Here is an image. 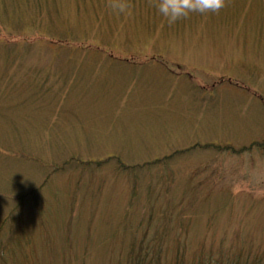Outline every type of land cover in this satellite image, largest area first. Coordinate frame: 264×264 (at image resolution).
<instances>
[{"label":"rangeland","instance_id":"rangeland-1","mask_svg":"<svg viewBox=\"0 0 264 264\" xmlns=\"http://www.w3.org/2000/svg\"><path fill=\"white\" fill-rule=\"evenodd\" d=\"M107 3L0 0V264H124L145 237L153 264L264 253V154L203 147L264 142V0L173 26L151 0ZM194 143L164 184L163 164L135 169L139 199L104 162Z\"/></svg>","mask_w":264,"mask_h":264},{"label":"trees","instance_id":"trees-1","mask_svg":"<svg viewBox=\"0 0 264 264\" xmlns=\"http://www.w3.org/2000/svg\"><path fill=\"white\" fill-rule=\"evenodd\" d=\"M28 8H30L28 6ZM32 8H34V6H32ZM35 10L39 11V8L37 5H35ZM46 85V84H45ZM202 143H194L191 144L187 147L189 148H185V149H177L176 151H172L169 154H166L165 156H163L160 159H153L150 160L151 162H146L143 163L141 165L135 164H128L123 162L122 159H119L118 157H110L108 159H105L104 162L106 163H111L112 161H116L115 163V170L118 171L119 173H122L123 175H129L130 176V181H132V195H134V197L136 199L140 198V194H139V190H140V186L139 183H137V178H134V171L136 168L138 167H143L145 166L146 168L148 166H150L151 168H155V166H166V170L167 173L163 176L162 178V183L164 184L165 180H168L170 177L174 176L177 171L176 169H174L173 165H171V163L169 164H164L166 161H172L174 159H176L179 156H183L186 155V153H188L192 148H197V147H202ZM204 148H210V147H214L218 152H227L228 154L232 155H240L244 152L250 153V154H254V152H258V154H264V142H260V143H253L250 146H246L243 147L241 149H237L234 148L228 144L225 145H215V144H207V145H203ZM202 147V148H203ZM110 161V162H109ZM74 162V166H72V168L74 170H79V168H85V170L82 171H87L86 169H92V170H96V171H101L102 169H104V167H106V165H101L99 162H95V161H78L77 159ZM161 162V163H159ZM52 166V164H51ZM64 166V170H69V167H71V165H69V163H67L66 165H61V167H56V164L53 165V167H56L57 169H60ZM161 166V167H162ZM76 167V168H75ZM150 169V168H148ZM80 171V172H82ZM152 172V171H151ZM150 176V171L149 174H147V177ZM103 180V179H102ZM101 180V181H102ZM153 184V181H150ZM151 183H148V186H143V187H156L155 186H151ZM170 183V182H169ZM170 185V184H169ZM159 186V185H158ZM171 186V185H170ZM45 187H37V190H42ZM158 194L161 193H153V195L150 197V199L148 200L150 202V200H154V198L157 197ZM28 195V194H27ZM26 195L20 196L17 199V201H20L23 199V197H25ZM169 208H167L165 211H161L163 212V217L165 218L166 216L168 217L167 214V210ZM160 212V213H161ZM212 215V213H211ZM11 219V215H9L8 217H6V233H12L14 232V230L12 229V227L10 228L7 225L8 219ZM186 223V222H185ZM142 225V224H139ZM144 226V225H142ZM147 238V237H145ZM145 238H143L142 240H144ZM156 239V238H154ZM140 239H135L134 243H132L128 253L126 254V258L124 260V264H153V260L156 257V254L151 255L150 254V250L147 247H143V242ZM140 241V242H139ZM245 245V244H244ZM247 245V243H246ZM225 254H219V255H213V254H202L200 253L198 255V257L195 259L194 263L192 264H264V253H253L252 251L250 252H245L244 250L240 249L239 251H236V253L233 256H224ZM184 258H178V260H176L177 264H185L184 263Z\"/></svg>","mask_w":264,"mask_h":264},{"label":"clouds","instance_id":"clouds-1","mask_svg":"<svg viewBox=\"0 0 264 264\" xmlns=\"http://www.w3.org/2000/svg\"><path fill=\"white\" fill-rule=\"evenodd\" d=\"M229 0H151L156 15L163 18L169 26L191 18L194 14L201 16L219 14ZM110 14L130 15L133 5L130 0H108Z\"/></svg>","mask_w":264,"mask_h":264}]
</instances>
